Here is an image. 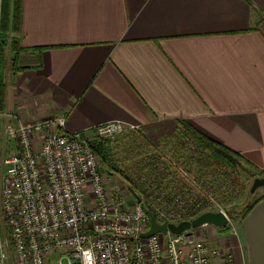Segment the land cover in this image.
<instances>
[{"label":"crops","instance_id":"1","mask_svg":"<svg viewBox=\"0 0 264 264\" xmlns=\"http://www.w3.org/2000/svg\"><path fill=\"white\" fill-rule=\"evenodd\" d=\"M263 25L264 0H23L27 67L5 74L3 108L63 113L69 131L140 124L153 142L185 120L263 169ZM209 229L232 264H264V196L237 233Z\"/></svg>","mask_w":264,"mask_h":264},{"label":"built area","instance_id":"2","mask_svg":"<svg viewBox=\"0 0 264 264\" xmlns=\"http://www.w3.org/2000/svg\"><path fill=\"white\" fill-rule=\"evenodd\" d=\"M2 8L0 0V53ZM139 129L140 124L111 120L69 131L63 113L28 121L0 109V264H63V259L68 264H232L228 248L198 238L192 229L142 237L153 215L147 209L157 212L160 222L178 223L212 211L205 205L217 197L198 186L186 160L156 145L126 175L144 185V164L153 163L166 177L151 182L158 194L138 201L128 180L129 195L122 194L118 173L102 164L91 142L115 141ZM7 141L12 152H6ZM167 200L185 204L167 205Z\"/></svg>","mask_w":264,"mask_h":264},{"label":"rangeland","instance_id":"3","mask_svg":"<svg viewBox=\"0 0 264 264\" xmlns=\"http://www.w3.org/2000/svg\"><path fill=\"white\" fill-rule=\"evenodd\" d=\"M24 60H28V59L26 57L21 59V61ZM1 72H3L4 76L5 74L7 76V74L9 73L7 71V67L4 70L2 69ZM146 130L140 127L139 129L140 133H136L135 131L127 132L125 134H121L120 136H118L117 139L113 142L112 146L113 148L115 147L114 150V153L116 154L115 156H117L118 159H120L121 165L123 166L131 165L133 161L139 160L144 154L150 152L152 150L151 143L158 146L165 153L169 152L170 156L173 153L176 154V156H178L180 159H182L183 161L186 160L188 162V166L190 170L195 171V174H193V176L197 179V182L200 183V185L198 186L208 190L211 196L218 198V199L217 198L210 199L207 202V205L205 206L211 208L212 211L224 210L225 213L228 215V217L231 218L230 220V223H232L231 226L236 227V229L238 230V225L243 219V212L246 208L245 206L251 203L254 199L264 196L263 186L259 187L255 193L250 192L254 178L257 176H264V175L260 174L255 169H252V167L247 164L246 165L242 164L241 167L243 168L240 169V172L235 174L230 166L222 167L212 163L208 154L202 153L199 150V147L192 142L190 143V141H185L186 144H183L182 147H179L178 151L175 152L170 151L171 149L174 150L176 149V147L178 146V140L180 139V137H183L182 133H179V129L170 130L168 133H166V135H164L165 136L164 139L163 138L160 139L159 137H156L154 139L155 142L150 141L151 139L146 136L147 135ZM135 135L139 136L141 140L145 138L146 139L145 142L148 143L141 145L137 141L131 140L133 139V137H135ZM6 144H7L6 152L8 151L12 152L14 149L12 142L7 141ZM140 161L144 162V160H140ZM215 174H217L219 177H215ZM220 176H222L223 178H221ZM116 177H118L119 181H121L123 185L121 189V193L128 197L129 193L126 191L124 186V184L126 185L128 184V181L122 178L121 173L116 174ZM143 186L146 188H154V186L148 187L145 184ZM174 187H176L175 184ZM195 189H201V188L196 187ZM176 203H184V202L179 201L174 203V200H167V205H173ZM155 213L158 214L157 212ZM207 225H210L209 228L218 227L214 224H207ZM231 226H229L230 229ZM204 227L205 226L195 227L192 230L195 233V235L198 236V238L209 239L211 237L210 229ZM211 230L214 231V229ZM63 264H68L66 259H63Z\"/></svg>","mask_w":264,"mask_h":264},{"label":"trees","instance_id":"4","mask_svg":"<svg viewBox=\"0 0 264 264\" xmlns=\"http://www.w3.org/2000/svg\"><path fill=\"white\" fill-rule=\"evenodd\" d=\"M22 5L23 0H3L1 18L2 45L0 53V109H3L6 87L4 75L1 70L6 69L7 67L8 72L10 71V73L14 74L18 72V69L27 67V65H22V62L20 61L22 58H24L21 55L26 54L25 52L27 50L21 46L19 38L17 36V34L20 32L21 27ZM177 129H179V133H182L183 137H180V139L178 140V146L176 147V149H171L170 151H178L179 147H182L183 144H186L185 141H190V143L192 142L197 145L202 153L208 154L212 163L222 167L230 166L235 174L240 172V169L243 168L241 167L242 164H247L250 165L252 169H255L260 174L264 175V168L261 169L254 166L250 161L245 158V156L240 151L234 150L226 144L196 129L195 127L191 126L187 121H179ZM131 140L137 141L140 144H144L143 139L141 140L137 135H135V137H133V139ZM113 142L114 141L109 139H97L92 141L91 145L95 152L99 155L102 164L106 168H108V170H114L117 173H121L124 179L132 183L134 179L129 178L126 173L127 170L132 167L137 161H133L131 165H121L120 159L115 156V147L113 148L112 146ZM174 155L176 156V154ZM149 164L153 163L147 162L144 164L146 176L144 179V184L148 187H152L151 182H163L166 177L163 175V173L159 172L155 167ZM170 181H172L173 184H175L177 187V183H175L172 179ZM131 189L132 191H134V193H138L140 197L146 196L149 199L153 194H158V191L155 190V188H146L141 185L139 181L135 183L133 182L131 185ZM177 190L175 192H178ZM261 198L262 197L254 199L251 203L245 206L246 208L243 212V217ZM146 212L155 215L158 220H161V218L155 212L149 209H147Z\"/></svg>","mask_w":264,"mask_h":264},{"label":"water","instance_id":"5","mask_svg":"<svg viewBox=\"0 0 264 264\" xmlns=\"http://www.w3.org/2000/svg\"><path fill=\"white\" fill-rule=\"evenodd\" d=\"M264 187V176L254 178L250 192L255 193L259 187ZM135 197L140 201V196L132 191ZM229 223L227 215L222 211H206L191 220H183L178 223L160 222L155 215H151V224L149 229L142 233V237H148L157 233L161 234H181L184 231L200 227L205 224H214L218 227H224Z\"/></svg>","mask_w":264,"mask_h":264}]
</instances>
